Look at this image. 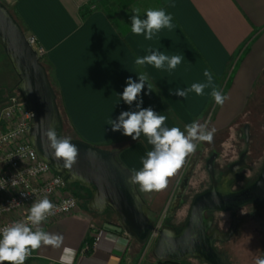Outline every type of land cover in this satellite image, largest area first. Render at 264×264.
Segmentation results:
<instances>
[{
	"label": "crops",
	"instance_id": "0c3cea01",
	"mask_svg": "<svg viewBox=\"0 0 264 264\" xmlns=\"http://www.w3.org/2000/svg\"><path fill=\"white\" fill-rule=\"evenodd\" d=\"M4 1L17 12L26 33L36 36L46 49L45 61L74 124L80 130V124L95 126L100 133L93 136L96 142L117 152L118 157L133 154L138 170L152 145L143 134L133 140L109 125L121 112L137 110L136 102L129 106L120 100L129 78L138 82L137 75L146 73L158 91L148 93L145 85L141 107L166 115L165 126L183 131L186 124L205 122L213 101L211 88H205L203 95L191 92L186 99L170 93V89L205 83V69L212 73L219 89L234 60L237 66L242 58L239 70H245L254 80L260 70L264 74V0H128L113 18L99 8L104 0ZM161 8L173 17V28L161 29L151 40L132 33L133 9H139L145 19L147 9ZM151 51L182 55L184 59L173 70L167 65L156 69L135 64L137 58ZM18 84L19 80L16 87ZM254 101L253 97L232 108V102L227 100L208 125L213 123L215 130L224 129ZM118 225L113 219L95 218L78 206L76 212L43 226L45 231L63 235L62 246H42L28 260L34 264H61L63 249L68 247L75 250L72 264H177L148 257L143 245ZM98 230L104 232L96 249L84 252Z\"/></svg>",
	"mask_w": 264,
	"mask_h": 264
},
{
	"label": "water",
	"instance_id": "95a60500",
	"mask_svg": "<svg viewBox=\"0 0 264 264\" xmlns=\"http://www.w3.org/2000/svg\"><path fill=\"white\" fill-rule=\"evenodd\" d=\"M0 44L19 78L21 93L34 111L30 137L39 156L66 177L69 184L78 183L90 189V211L104 213L111 207L124 232L138 244L145 245L152 232L157 230L156 224L163 214L158 220L151 216L138 190V184L129 182L133 172L121 163L115 152L82 139H72V143L80 150L77 163L72 169H65L62 162L52 157L42 132L47 128L58 131L62 127L57 94L46 66L29 43L22 24L4 0H0ZM195 167L196 162L185 173L168 216L174 217L179 209ZM237 167L234 166L223 180H214L212 188L194 198L189 217L180 231L170 224H164L159 229V237L151 249L156 260L182 262L194 258L205 264H231L227 256L216 249L214 241L231 238L236 229V220L227 233H221L217 228L210 232L213 217H206V212L234 211L248 204L264 202V163L252 183L234 190L233 186L239 180L248 181L236 174ZM209 170L213 176L212 161Z\"/></svg>",
	"mask_w": 264,
	"mask_h": 264
},
{
	"label": "clouds",
	"instance_id": "9594fccd",
	"mask_svg": "<svg viewBox=\"0 0 264 264\" xmlns=\"http://www.w3.org/2000/svg\"><path fill=\"white\" fill-rule=\"evenodd\" d=\"M133 12L135 14L131 17V31L136 35H144L147 40H151L161 29L174 27L173 17L162 8L147 9L145 19L141 18L139 9H133ZM183 59L182 55L169 56L160 51H151L150 54L137 58L135 64L152 65L156 69H163L167 65L169 70H173ZM137 76L138 82L129 78L122 94L119 95L120 100L129 106L136 102L137 110L121 112L117 120H110L109 125L113 131H122L123 135L133 140L140 139L141 134L147 138V143L152 145V149L142 159V169L129 176V182L138 184L144 192H160L168 187L169 178L185 164L186 158L196 152L199 143L213 141L215 129H209L207 121L186 124L183 131L179 127L165 126L168 119L166 115L158 114L151 107H141V93L145 85L148 93L158 90L149 81L146 73L142 72ZM204 76L207 78L205 83H193L186 89L177 87L170 89V93L186 99L189 93L203 95L205 88L210 87V95L215 103L223 106L229 97L215 87L209 70L205 69ZM42 137L46 138L52 157L62 162L65 169H72L80 152L77 145L72 143V138L58 136L55 128L43 130ZM57 210L58 206L45 196L32 203L25 220L14 221L0 228V264H25L32 252L42 246L60 248L64 241L63 235L42 228V224L55 215ZM74 256L75 250L65 247L61 264H72ZM254 264H264V257H258Z\"/></svg>",
	"mask_w": 264,
	"mask_h": 264
},
{
	"label": "rangeland",
	"instance_id": "374dc122",
	"mask_svg": "<svg viewBox=\"0 0 264 264\" xmlns=\"http://www.w3.org/2000/svg\"><path fill=\"white\" fill-rule=\"evenodd\" d=\"M243 60V58H242ZM235 66L236 60L233 62V68L232 70H227L224 74V77L222 78L221 85L219 89L229 97V101L232 102V108L236 106V103H248L250 99H255L253 102V108H256L258 113L264 114V74H262L260 71L257 77L251 78L249 74L245 72V70H239L240 64L242 62ZM53 75V74H52ZM18 76L15 73L11 62L9 61L6 52L3 48V46L0 44V101L1 99L8 98L11 93L17 91L16 84L18 82ZM52 82L54 84L55 89L58 93V101H59V107L62 113L63 118V128L61 131H58L57 133L60 136H70L72 139H82L87 142H90L94 145H97L103 149L108 150L105 146H103L102 143L96 142V139L93 136H96L97 134H100L97 129L94 127H86L84 124H80L83 126L82 130H80L76 124H74L73 120L71 119L67 108L64 104V99L62 97V93L58 90L57 81L54 75L52 76ZM257 89V91H256ZM256 91V92H255ZM227 100L225 103H228ZM211 106L208 108V116L205 121L209 122L212 117H215L217 114L215 111L219 110L220 105H217L213 99L211 102ZM230 105V102H229ZM252 105V104H251ZM1 106V104H0ZM237 107V106H236ZM235 107V108H236ZM234 110V109H233ZM233 112V111H232ZM228 113H230L228 111ZM213 119V118H212ZM74 132L76 134H74ZM84 136H92L91 138L95 140H87L83 138ZM89 139V138H88ZM92 141V142H91ZM105 145V144H104ZM133 155V154H132ZM130 154L125 156H117V158L121 161L122 164H124L127 168H129L132 172L139 171L138 167L136 165V159ZM227 155H230L229 157ZM227 156V157H226ZM237 148L234 149L231 148H225L223 149V154L221 157V161H224L225 158L228 160H235L237 159ZM263 161V156L261 157V160H259L255 164V172L259 170V167ZM183 167V166H182ZM181 170L177 171V173L169 178V184L168 187L160 192L152 191V192H144L141 191L140 186L137 185L138 190L144 200L146 201L149 208L155 209L156 211H159L161 213L165 214V211L168 209L170 202L166 206V208L162 211L163 207L166 205L167 199L169 194L171 193L173 189V185L177 178L180 175ZM254 172V174H255ZM210 184V178L208 176L206 167L204 163H201V166L196 171V174L191 182L189 195L187 196V206L189 202L191 201L192 196L199 191L200 189H203L207 187ZM70 190L72 194L77 198L78 200V206L92 214L95 218L103 217L104 219H113L116 224H119L117 215L115 211L109 207L104 213H95L88 210V203H89V195L91 193L90 189L81 186L78 183H72L69 185ZM189 201V202H188ZM185 210L186 205H184L177 213L175 218L173 219V223L177 225V227L180 228V225H182L184 219H185ZM248 213L249 217L251 216V220L248 221V224L240 226L238 230V235L247 234L249 238L253 237L251 241L255 243L252 247H231L229 249L222 248L223 252L225 251V254L231 264H254L255 260L258 257L264 256V232L262 230V224L264 223V205L261 206H250L242 211L238 212V216L241 218L247 217L245 214ZM262 213V215H260ZM218 218L221 220L222 224L225 225V222L229 217L232 216L231 213H218ZM163 221V218H162ZM161 221V222H162ZM246 221V218H245ZM236 236V237H237ZM250 242V241H249ZM146 251L149 252L147 255L148 257L151 254V250L147 249L145 245H143ZM187 261V260H185ZM188 262L190 264H205L201 262L198 259H188Z\"/></svg>",
	"mask_w": 264,
	"mask_h": 264
},
{
	"label": "built area",
	"instance_id": "2783aa9c",
	"mask_svg": "<svg viewBox=\"0 0 264 264\" xmlns=\"http://www.w3.org/2000/svg\"><path fill=\"white\" fill-rule=\"evenodd\" d=\"M27 38L40 58L45 57L47 51L37 37L27 34ZM34 116L29 101L20 90L11 93L0 106V186H3L0 187V228L25 220L32 203L45 196L58 206V210L42 224V228L78 209V200L72 194L67 178L41 158L31 142ZM33 169L36 171L33 172ZM161 221L158 220L157 230L152 232L145 244L149 250L159 237ZM103 232L98 230L94 234V242L87 244L83 251L96 249ZM28 259L25 264H34Z\"/></svg>",
	"mask_w": 264,
	"mask_h": 264
},
{
	"label": "flooded vegetation",
	"instance_id": "af4514ba",
	"mask_svg": "<svg viewBox=\"0 0 264 264\" xmlns=\"http://www.w3.org/2000/svg\"><path fill=\"white\" fill-rule=\"evenodd\" d=\"M251 104L245 108L244 113L241 116H238L227 127H225L224 129H220V130H215L214 139L211 143H208V142L199 143L197 146L196 152L186 158L183 169L181 170L180 175L175 181L173 189L168 196V198L170 199L169 200L170 205L168 209L165 211V214L159 211H156L155 209L149 208L151 216L156 217L155 218L156 220H158L160 216L163 214L162 226L164 224H170V225H173L177 229V231H180L189 217L194 198L198 194L205 192L209 190L210 188H212L214 180H216L217 182L223 180L224 177L230 172V170L234 166H238L236 168V174L239 177H242V178L244 177L248 180L247 182L242 179L239 180L233 186L234 190L246 187L258 177V175L260 174L261 168L263 166V163H264V114L258 113L256 108L252 107L254 103H251ZM208 127L209 129H214V124L213 123L209 124ZM235 147L237 148V154H238L237 159L228 160L225 158L224 161H221L223 149L225 148L234 149ZM227 156L229 157L230 155H227ZM262 156H263V161L259 167V170L255 172L256 170L255 164H258L257 162L261 160ZM210 161H212V166H213V171H214L213 176L209 170ZM194 162H196L195 170L192 174V177L189 181V185L183 196V201L175 214L176 216L178 211L184 205H186L185 219L179 228L177 227L176 224L173 223V219L175 218V216L174 217L168 216L169 210H170V206L172 202L174 201L179 191V187L184 178L185 173L187 172V170L190 168V166ZM201 163L205 164L208 176L210 178V184L207 187L197 191L192 196L191 201L190 202L188 201L189 204L187 206L186 198L190 193L189 192L190 185L196 174V171L201 166ZM261 205H264V202L260 204L258 203L248 204L234 211H207L206 212V217H213V224L209 230L210 232L213 231L215 228H217L219 232L227 233L230 230L234 220H236V229L233 235L231 236V238H229L226 241H220V240L214 241V246L219 252H221L222 254H225V251L223 252L222 248L229 249L233 246L234 247L236 246L237 247H242V246L252 247L253 245H255V243L251 241L253 237L249 238L248 233L237 236L240 226L248 224L249 223L248 221H250L252 218L251 216L249 217L248 213H246L245 215L247 217H245L246 218V221H245V218H241L240 216H238V212L250 206H261ZM218 213H231L232 216L229 217L230 218L229 220L227 218L225 225H223L221 220L217 216ZM260 215H262V213H260ZM261 227L264 232V223L262 224Z\"/></svg>",
	"mask_w": 264,
	"mask_h": 264
},
{
	"label": "trees",
	"instance_id": "16d2710c",
	"mask_svg": "<svg viewBox=\"0 0 264 264\" xmlns=\"http://www.w3.org/2000/svg\"><path fill=\"white\" fill-rule=\"evenodd\" d=\"M127 1H128V0H104V2L99 6V8H101L103 11H105V12L110 16V18H113V17L116 15V13L119 11V7H120V5L125 4ZM129 1H130V0H129ZM9 8H10L11 12L13 13V15L18 19V21H19V22L22 24V26H23V23L21 22V20H20L18 14H17V12H16L13 8H11L10 6H9ZM23 28H24V30H25V27H24V26H23ZM25 31H26V30H25ZM41 61H42V63L46 66L47 71H48V74H49V77H50V80H51V82H52L51 70L49 69L47 62L45 61V57H42V58H41ZM52 86H53V88H54V90H55V92H56V94H57V100H58V93H57V90H56L55 87H54L53 82H52ZM17 90H20L18 86H17ZM58 105H59V101H58ZM59 109H60V107H59ZM62 113H63V111H61V109H60V115H61L62 126H63ZM62 128H63V127H61L58 131H61ZM58 131H57V132H58ZM74 134H76V133L74 132ZM110 151L115 152L114 150H110ZM115 153H116V155H117V152H115ZM117 156H118V155H117ZM90 196H91V193H90V195H89V198H90ZM89 198H88V200H89ZM118 226H119V225H118ZM119 227H120V226H119ZM167 261L174 262V263H177V264H184V261H182V262H177V261H171V260H164V261H161V262H167Z\"/></svg>",
	"mask_w": 264,
	"mask_h": 264
}]
</instances>
